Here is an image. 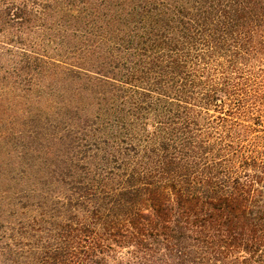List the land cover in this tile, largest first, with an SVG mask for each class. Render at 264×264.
<instances>
[{"label": "trees", "instance_id": "16d2710c", "mask_svg": "<svg viewBox=\"0 0 264 264\" xmlns=\"http://www.w3.org/2000/svg\"><path fill=\"white\" fill-rule=\"evenodd\" d=\"M86 1L71 25L59 2L0 0V58L21 46L18 75L63 78L75 99L13 192L0 264H264V161L239 118L264 0Z\"/></svg>", "mask_w": 264, "mask_h": 264}, {"label": "rangeland", "instance_id": "374dc122", "mask_svg": "<svg viewBox=\"0 0 264 264\" xmlns=\"http://www.w3.org/2000/svg\"><path fill=\"white\" fill-rule=\"evenodd\" d=\"M44 1L64 5L65 20L71 25L74 24L72 18L77 15L76 11H83L86 15L91 11L86 0ZM88 19V16L82 18L83 22ZM28 40L34 43L32 46L39 44L33 36ZM19 47L14 44L11 53L15 54H8L10 52L7 51L0 58V231L5 228L6 233L11 227L16 228L17 217L15 219L12 214V205L24 202V199L18 200V196L12 198L13 192L22 186H31L32 182L29 181L38 178L32 174L47 162L46 149L58 147V141L51 134L60 137L62 128L68 125L67 117H74L73 110H65L75 100L73 90L66 88L71 87L72 82H65V79L47 73L42 76L39 70L35 71L39 72L36 75H32V72L30 75H18L14 66H25L27 61L18 53ZM4 48L0 44L1 54L5 53ZM47 54L49 62H57L56 58H60L51 51ZM253 65L255 69L248 79L256 84L239 118L247 127L248 139L244 144L264 161V63L262 69L257 68V63ZM20 197H23L22 193ZM21 210L16 208L15 211Z\"/></svg>", "mask_w": 264, "mask_h": 264}]
</instances>
